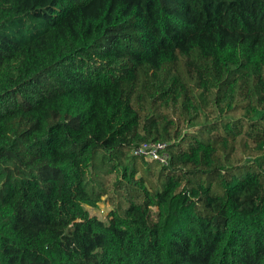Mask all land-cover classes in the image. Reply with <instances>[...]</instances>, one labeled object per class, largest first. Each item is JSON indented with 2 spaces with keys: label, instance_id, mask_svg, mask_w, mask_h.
Returning a JSON list of instances; mask_svg holds the SVG:
<instances>
[{
  "label": "trees",
  "instance_id": "1",
  "mask_svg": "<svg viewBox=\"0 0 264 264\" xmlns=\"http://www.w3.org/2000/svg\"><path fill=\"white\" fill-rule=\"evenodd\" d=\"M140 3L0 0V264H264V0Z\"/></svg>",
  "mask_w": 264,
  "mask_h": 264
},
{
  "label": "rangeland",
  "instance_id": "2",
  "mask_svg": "<svg viewBox=\"0 0 264 264\" xmlns=\"http://www.w3.org/2000/svg\"><path fill=\"white\" fill-rule=\"evenodd\" d=\"M108 0H103V9L107 11H111L110 7L107 6ZM114 7H122L125 12H128L130 10H136L137 13L141 14V3L140 0H114ZM98 9H101L98 8ZM101 10H97V14H100ZM91 215H96L97 217L101 219H106L109 210L111 209V205L108 201L105 199L102 200V202L99 203L97 207H91V206H85Z\"/></svg>",
  "mask_w": 264,
  "mask_h": 264
},
{
  "label": "built area",
  "instance_id": "3",
  "mask_svg": "<svg viewBox=\"0 0 264 264\" xmlns=\"http://www.w3.org/2000/svg\"><path fill=\"white\" fill-rule=\"evenodd\" d=\"M131 153L147 160H157L163 164H168L170 160L166 142H144L136 146Z\"/></svg>",
  "mask_w": 264,
  "mask_h": 264
}]
</instances>
